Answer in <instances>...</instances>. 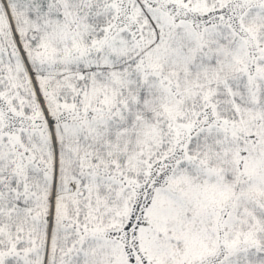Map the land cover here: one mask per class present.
Wrapping results in <instances>:
<instances>
[{"label":"snow or ice","instance_id":"obj_1","mask_svg":"<svg viewBox=\"0 0 264 264\" xmlns=\"http://www.w3.org/2000/svg\"><path fill=\"white\" fill-rule=\"evenodd\" d=\"M0 264H264V0H0Z\"/></svg>","mask_w":264,"mask_h":264}]
</instances>
